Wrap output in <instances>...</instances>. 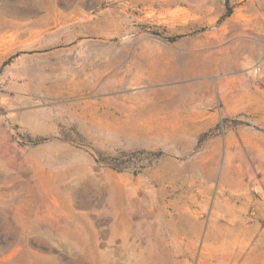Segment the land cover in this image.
I'll return each instance as SVG.
<instances>
[{
  "label": "rangeland",
  "instance_id": "obj_1",
  "mask_svg": "<svg viewBox=\"0 0 264 264\" xmlns=\"http://www.w3.org/2000/svg\"><path fill=\"white\" fill-rule=\"evenodd\" d=\"M0 264H264V0H0Z\"/></svg>",
  "mask_w": 264,
  "mask_h": 264
}]
</instances>
